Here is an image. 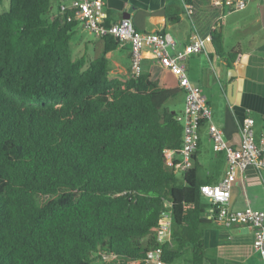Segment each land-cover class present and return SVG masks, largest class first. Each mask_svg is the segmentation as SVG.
Segmentation results:
<instances>
[{
	"label": "trees",
	"instance_id": "obj_1",
	"mask_svg": "<svg viewBox=\"0 0 264 264\" xmlns=\"http://www.w3.org/2000/svg\"><path fill=\"white\" fill-rule=\"evenodd\" d=\"M68 14L51 0H10L0 12V264H144L157 246L168 263L190 249V264H214L199 145L183 174L165 158L182 145L167 101L183 90L149 74L111 77L112 35L95 58L72 57L79 25ZM211 42L229 65L241 55L219 31ZM166 211L172 242L161 244L154 227Z\"/></svg>",
	"mask_w": 264,
	"mask_h": 264
},
{
	"label": "crops",
	"instance_id": "obj_2",
	"mask_svg": "<svg viewBox=\"0 0 264 264\" xmlns=\"http://www.w3.org/2000/svg\"><path fill=\"white\" fill-rule=\"evenodd\" d=\"M69 0H57L59 2ZM109 20L119 22L129 17L139 31H161L170 34L179 48H183L194 31L210 38L203 52L193 54L187 60L189 78L202 87L212 107V120L231 144L240 142L239 119L249 114L255 123L256 134L264 130V0H252L249 6L218 20L221 9L212 6L213 0H104ZM191 6V13L187 9ZM178 14L179 19L171 22L169 16ZM81 27V26H78ZM221 32L225 48L240 51L241 55L229 65L219 57L211 42L212 33ZM84 54L90 46L94 55L104 49L103 38H82ZM83 54V55H84ZM110 59L111 77L122 80L128 78L131 70L129 44L121 45L107 52ZM143 74H149L161 86L178 87L176 77L162 68L155 60L152 48L143 47ZM235 82V89L230 88ZM180 107L171 109L181 112L185 106V93L182 91ZM197 158L201 163L199 175L210 183L221 180L228 163L224 152L214 150L208 125L200 128V141ZM199 168V170H200ZM206 207L208 200L203 198ZM232 209L252 207L264 211V170L249 167L233 184L231 196ZM205 255L214 264H264L261 255L253 248V235L245 225L223 227L212 220L203 224ZM207 264H213L208 262Z\"/></svg>",
	"mask_w": 264,
	"mask_h": 264
},
{
	"label": "built area",
	"instance_id": "obj_3",
	"mask_svg": "<svg viewBox=\"0 0 264 264\" xmlns=\"http://www.w3.org/2000/svg\"><path fill=\"white\" fill-rule=\"evenodd\" d=\"M252 0H213L212 6L220 8L222 14L216 20L245 10ZM189 13L191 6L187 5ZM67 16L68 21H77L83 30L94 37L112 35L119 39L121 45L129 44L131 70L128 77H138L143 74V47L152 48L156 62L170 71L177 79L178 87L185 93L184 109L177 114V120L183 125L182 145L180 148H166L165 158L173 165L177 173L187 172L192 165V155L197 150L200 141V128L208 125L215 151L224 152L228 167L224 177L218 182L204 183L201 193L208 200L207 218L223 227L234 225L247 226L253 235V248L264 261V211L247 207L232 209L231 196L234 181L249 167L258 171L264 170V130L256 134L253 118L246 113L239 119L240 142L237 145L229 143L222 129L212 120V107L207 94L201 86L192 82L188 75L187 60L193 54L204 51L210 36L203 37L194 31L189 42L179 48L177 41L168 33L161 31H139L129 17L119 22L109 20V14L104 0H69L60 2V13ZM172 215L170 211L162 214L159 224L154 227L159 243L171 241ZM172 242V241H171ZM115 254L104 253V260L116 258ZM141 260L130 261L128 264H140ZM144 264H172L162 258V248L157 246L147 252Z\"/></svg>",
	"mask_w": 264,
	"mask_h": 264
},
{
	"label": "rangeland",
	"instance_id": "obj_4",
	"mask_svg": "<svg viewBox=\"0 0 264 264\" xmlns=\"http://www.w3.org/2000/svg\"><path fill=\"white\" fill-rule=\"evenodd\" d=\"M53 8L55 9L57 0H51ZM10 0H4V3L0 6V12L7 10L9 8ZM88 38V39H93L94 36L89 34L86 30H83L81 27H78L76 30V33L73 35L71 39V55L72 57L76 58L84 54V46L79 44V41L82 38ZM88 52V59H91V55H94L93 47L90 46L86 50ZM182 92H180L176 97H173L167 101V105L171 106L174 109H178L180 107V102L182 100ZM203 170V168H200V173ZM48 199V197L42 198V201H45ZM174 247V246H173ZM191 255L190 249L186 250L183 255L179 256L173 264H190L188 262V258ZM102 264V263H99Z\"/></svg>",
	"mask_w": 264,
	"mask_h": 264
},
{
	"label": "water",
	"instance_id": "obj_5",
	"mask_svg": "<svg viewBox=\"0 0 264 264\" xmlns=\"http://www.w3.org/2000/svg\"><path fill=\"white\" fill-rule=\"evenodd\" d=\"M230 88L232 89V91H234V89H235V82L232 83V85H231Z\"/></svg>",
	"mask_w": 264,
	"mask_h": 264
}]
</instances>
